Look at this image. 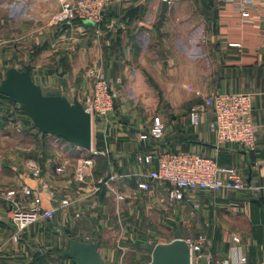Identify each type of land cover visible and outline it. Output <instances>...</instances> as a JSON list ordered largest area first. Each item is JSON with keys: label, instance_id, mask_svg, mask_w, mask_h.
Returning a JSON list of instances; mask_svg holds the SVG:
<instances>
[{"label": "crops", "instance_id": "0c3cea01", "mask_svg": "<svg viewBox=\"0 0 264 264\" xmlns=\"http://www.w3.org/2000/svg\"><path fill=\"white\" fill-rule=\"evenodd\" d=\"M163 1L116 0L106 8L103 21L99 25L74 21L69 23V29H63V25L59 27L54 24L56 31L52 28L47 32L48 38H51L48 43L53 49L51 53L57 54L54 59L57 68H62V71L45 74L39 79L41 83H35L52 88L60 84L63 95L68 100L70 99L66 95V91H69L67 88H72L69 84L75 83V89L70 90L71 100L77 98L81 102L91 89L86 72L90 68H96L114 85L119 80L121 83L117 84V87L122 91L127 87L134 92L142 88V91L136 92L138 96L134 97L146 102L153 110L147 108L145 112L136 111L137 114H127L125 117L122 114L126 112L120 105L117 108L116 103L112 116L120 118L121 124L117 123L118 127L114 129L120 131L116 133V140L101 142L103 151H97L94 139L91 150L81 151V154L76 148L66 145L64 148L82 158H91V175L99 166L101 156L109 160L108 172L101 176H97L95 172L99 182L110 173L131 175L126 183L132 190L125 191L126 197L123 201L130 205V213L138 212V206L143 203L150 207L148 202L159 199L161 203L178 207L177 220L186 228L192 217L191 215L188 219L190 212L187 210V204H193L194 221L191 227L205 233L203 236L208 242L203 248V254L208 255L209 264H219L224 259H231L235 264H264V4L257 0L258 9L251 18L245 20L231 5L214 0H167L166 17L160 30H157L156 24ZM59 8L60 0H0V14L4 15L1 25L6 28L12 21L38 18L40 21H50ZM22 38L20 36L16 41L19 40L17 42L21 44ZM33 38L37 45L42 42L40 37ZM8 46L4 51L12 50L11 44ZM64 52L68 54L65 64L62 61L65 60ZM54 80H58L57 83H54ZM215 93H247L251 96L252 119L259 136L255 151L247 150L238 144L219 145L216 136L208 127L213 119L209 110L201 114L197 126L191 124L188 116L191 107L199 104L202 96ZM8 111L9 115L18 116L17 113ZM129 116L130 122H127L125 118L128 119ZM155 117L161 118L164 123V137L159 141L139 143L137 132L149 130ZM21 119L18 117L17 121L21 122ZM20 129L19 132H22V128ZM92 129L93 132L96 129L99 136L103 134L100 123L92 124ZM30 130L41 148L49 147L47 138H41L39 135L42 134L34 126ZM25 132L28 133L27 129ZM163 148H168L171 152H197L214 158L222 167L235 168L247 185L257 188V191L186 192L185 200L175 203L168 200L166 188L157 182L152 184V191L149 193L139 192L136 190L138 178L134 174L138 171L148 172L152 167L138 165L135 155ZM52 149H55L54 146ZM93 152L101 154L93 155ZM10 161L7 162L10 167L19 166L24 158H12ZM36 161L27 163L28 170L32 164H41L43 168L49 165L47 160ZM79 161L77 159V163ZM58 166H63V171L66 170L65 162H52L50 176H46L44 172L41 179L34 178L30 170L27 172L26 169L11 168L20 173L15 174V186L8 184V188H0V264H74L72 260H61L55 254L65 249L70 237L94 243L104 261L110 264L117 261L110 243L100 238L101 234L95 235V239L84 238L85 229L82 227L86 226L87 222L90 224L89 219L96 215L88 213V206H97L89 200L92 195L98 193L91 195L93 188L97 186L88 183L84 188L88 189V192L82 194L84 197L71 200L72 198L63 192L64 189L61 190L63 184H59L62 177L56 170ZM76 166L77 164L75 167L73 165L74 175ZM91 177H88V180ZM41 182L46 185L42 186ZM24 185L32 190L44 189L40 194L42 209L55 208L65 197L71 200L69 207L59 209L54 214L52 220L57 218L60 221L58 226L50 228V233H45L39 227V231L50 238L46 251L39 249L38 236H35L37 224L27 227L18 234V240H14L16 232L10 220L11 205L5 199V194L18 188L14 190L16 205L28 211L35 198L23 193L21 188ZM47 186L53 197L50 202L46 196ZM74 192L77 191L72 188V193ZM100 192L103 193V188ZM108 196L117 203L114 196ZM99 197L104 198L101 193ZM139 198L142 201H137ZM79 201L82 206L86 205L88 210L87 214L85 212L82 218L75 221L71 219V213L73 216L74 211L69 208ZM132 204L135 205L132 207ZM104 212L101 208V214ZM98 222L101 226L102 221L98 219ZM77 226L81 228L79 232L84 234L83 237L73 232ZM87 229L90 230L89 226ZM234 238L239 241L235 242ZM62 245L64 246L61 247ZM146 252L145 250L144 253L147 254ZM124 254L125 250L121 248L120 255ZM240 257L246 259L245 263H240Z\"/></svg>", "mask_w": 264, "mask_h": 264}, {"label": "rangeland", "instance_id": "374dc122", "mask_svg": "<svg viewBox=\"0 0 264 264\" xmlns=\"http://www.w3.org/2000/svg\"><path fill=\"white\" fill-rule=\"evenodd\" d=\"M3 17L4 15L0 14V84L5 76L6 70H8L11 67H18L19 69H23L24 66L29 63L31 65L33 80L40 83L41 80L39 79H41L43 75L45 74L50 75L51 72L62 71V68L60 67L57 68V63L54 60L57 54L55 52L51 53L53 49L52 47H50L51 45L48 43L49 40H51V38H48L47 32L51 31L52 28H54L56 31V28L54 27L52 20L40 21L38 18L37 20L32 19V20L20 21V22L12 21L11 23H8L6 25V28H3L1 25L3 23L2 22ZM20 36L23 37L21 39V44L17 42L19 40L16 41V38ZM33 37L42 38V42H40L38 45L35 44ZM10 44L12 46L11 47L12 50L10 52L4 51V49L9 48L8 45ZM59 55L61 57L62 53H60ZM64 58L65 60L62 61L65 64L66 59L68 60L67 53H65ZM57 81L58 80H54V83L55 82L57 83ZM74 84L75 83L69 84L72 88H69L68 86L67 90L69 91L68 92L66 91V95L69 97L70 101H73L71 100L72 94L70 90L75 89ZM142 87L145 89L144 86ZM119 90L120 87L118 88V99H117L118 102H116L118 104L117 108L119 107V105L122 106L121 109L126 112L122 115H124L125 117H127V114H137L136 111L145 112L148 109L153 110L152 108L149 107L148 104H146V102L139 101L137 97L135 99L134 96H138L136 95V92L142 91V88H138L137 90L135 89L136 90L135 92L132 89H130V87H127V89H124L123 91L122 90L119 91ZM217 94H223V93H217ZM229 94H238V93H229ZM205 96H210V95L202 96L201 101ZM193 106L191 108H193ZM0 110H7V112H2V113L0 112V188L3 189L8 188L7 187L8 184L10 186L16 185L14 181V177L15 174L20 173V171H15L14 169L12 170L11 168H16L17 170L19 168L26 169L27 172H29V170L32 171L33 165L37 166L40 169V179H41L42 176L44 175V172L46 176L48 175L50 176L51 173L50 169L52 162L56 164H62V162H65L66 170L64 169L65 171L59 172L60 176L62 177L59 181V184H63L61 190L64 189L63 192L65 193V195H69L70 198H72L71 200H75L77 198L81 199L82 197H84V195L82 194L88 192V189L84 190V188L88 183H90L91 186H99L102 183V181L99 182L96 177L101 176L104 173L108 172V167L110 165L109 160L105 159V161L100 163V166L96 167V170L94 169L92 171L93 174L91 175L92 177L90 178V180H88V178L87 179L85 178L86 179L85 180L82 175L76 176L73 174V170L75 164H77V166L79 164V162L77 163V159H81L82 156H78L68 152L69 149L64 148V145L62 147L61 142H57L59 144L56 145V139H55L56 137H52L50 135H46V136L39 135L41 138L44 139L47 138L49 145V147L46 146L47 148L46 147L41 148L38 145V143L35 142L36 138H34V135L32 134V130H30L33 129L32 126L33 124L31 120L20 112L19 105L0 98ZM8 110L13 111V113L15 114L17 113L18 116L16 117L9 115ZM18 117L22 118L21 122L17 121ZM129 118L130 116L128 117V119L125 118L127 122H130ZM119 120L120 118H117L114 115L113 116L110 115L108 118V124L103 129L102 131L103 134L101 133L102 138L101 136H99L97 130L94 129L93 132L94 141L97 142L98 139L100 138L106 142H109L111 140H116L118 131L120 130L119 129L114 130V129L116 128V126L118 127L117 123L121 124ZM20 128H22V132H19ZM26 129L28 133L25 132ZM137 141L139 143L140 142L144 143L140 140ZM53 146L55 148L54 150L52 149ZM18 157L24 158L22 164H19V166L15 165L10 167L7 162H11L10 160L12 158H18ZM31 158L34 159L36 158V159L34 160ZM36 160H43L44 162L45 160H47V163H49V165L43 168L41 164L40 165L32 164L29 165L30 169L28 170V168L26 167L27 163ZM68 167H69V172L67 170ZM95 172L96 173L98 172L97 176H95ZM110 174L107 177H109ZM43 183L45 182H41V184ZM44 185L46 184H43L42 186ZM26 188L31 191V194L28 196H33L35 198L34 202H32L31 204V207L39 206L43 208L42 207L43 203L41 206L40 194H42L44 189H41L39 191L35 189L32 190L28 186L24 185L22 186L21 190H24ZM72 188L76 189L77 192L72 193ZM16 189H12V190H16ZM46 189H47L46 196L48 201L49 202L53 201L51 190H49L48 186L46 187ZM104 191L105 190L103 189V192ZM35 193H37L36 197L34 196ZM100 193L102 194V192ZM100 193L98 192L97 194L92 195L91 197L89 196L90 203L95 202L94 204L95 205L97 204V206L95 207L93 205H89V206L87 205L90 208L89 209L90 212L88 213L96 214V215H94V218L92 216L93 219H89V222H91L90 224L87 222V225L82 227L85 229L83 231L85 232L86 236L82 232H79V229H81L79 228V226H77V228L73 232L79 235L81 234L82 237L84 235V238L87 237L88 239L91 238L95 239L97 235L101 234L100 238L110 243L111 249L114 251V253L117 256V261H115L114 264H148L151 260V255L147 252H146L147 254L144 253L145 251L144 247L147 244H163L166 242L169 243V241L173 239L174 237L173 235L176 230L183 231L182 234L183 239L191 240V241H196L199 236H203V234H205V233H200V230L191 227V225L193 226V221H194V216L192 214L194 212L193 204L190 205L191 207L187 204V210L188 212H190V214L188 215V219L190 218L191 215L192 217L191 219H189L190 222L186 224L187 227L185 226L186 228H184L183 223L179 224L177 220L178 207L177 206L174 207L173 204L161 203L159 199H156L154 201H151L150 203L148 202V204H151L150 207L147 205V203H143L142 206H138L137 208L138 212L130 213L129 212L130 205H128L126 201L121 203H116L111 197L106 196L107 194L102 195L104 198L99 197ZM63 200L64 201L68 200L69 205L67 207L71 205V200L68 199L67 197H65ZM63 200H61V202ZM139 200H141V198L137 199V201ZM81 202L83 203V200ZM81 202L79 201V203H75V205L73 203L72 207L69 208L74 211L73 216L71 213V219L73 218L75 219V221L77 219L82 218L85 212L87 214L88 209L86 208V205L82 206ZM134 205L135 204H132V207ZM98 206L100 209L98 208ZM101 208H103V211H105L103 214H101ZM52 218L44 219V220L41 219L38 222L34 223L37 224L38 226L35 229V236H38L37 239L39 240L40 245L39 243H37V245H39L40 247L39 249H42L43 251L48 250L46 248H48L49 245L48 240H50V238L46 234L40 232L39 227L40 230L43 229L45 233L47 234L50 233V228H52L53 226L56 227V225L58 226L57 223L60 221L57 218L52 220ZM98 219L99 221H102L101 226H99ZM88 226L90 230L87 229ZM98 226L100 227V229H98ZM51 240H53V237H51ZM63 246L64 245H62L61 247ZM121 248L125 250V254L122 256L120 255Z\"/></svg>", "mask_w": 264, "mask_h": 264}, {"label": "built area", "instance_id": "2783aa9c", "mask_svg": "<svg viewBox=\"0 0 264 264\" xmlns=\"http://www.w3.org/2000/svg\"><path fill=\"white\" fill-rule=\"evenodd\" d=\"M116 0H60V8L51 18L52 23L62 26L74 21L91 22L99 25L104 18V12L112 2ZM222 4L231 5L242 19L248 20L252 13L258 9L257 0H214ZM264 4V0H260ZM86 77L90 82V92L81 101L85 111L91 115L92 124L100 123L102 129L108 124V118L115 110L118 99L117 80L116 84L107 80L100 69L90 68L86 72ZM205 110L212 114V121L209 123V130L216 136L217 143L238 144L247 150L255 151L258 145L259 136L257 128L252 119L251 96L246 93L238 94H214L205 96L201 103L196 104L188 112L190 122L197 126L200 116ZM99 121V122H98ZM165 126L161 118L155 117L151 128L147 131L137 132V137L142 142L150 140L159 141L164 137ZM56 143L61 142V146L69 144L62 139L55 138ZM58 144V143H57ZM79 154L84 149L77 148ZM101 152H93L99 155ZM75 175H82L85 178L91 176L89 165L91 158L79 159ZM157 160V169L154 168ZM135 161L140 166L152 167L148 172L138 171L134 174L138 178L136 190L141 193L152 191L154 182L162 184L166 188L167 198L171 203L185 200L186 192L197 191H235L245 192L254 190L244 181L243 176L231 167H222L217 160L205 154L197 152H171L168 148L158 149L149 153H138ZM156 167V166H155ZM58 172L63 171V166H58ZM34 178H40V169L32 166ZM131 175L126 173H112L109 177L102 180L100 186L93 188L91 195L101 191L103 188L108 195L114 196L117 203L125 200L127 190L131 191L127 180ZM25 195H30L31 191L27 188L22 190ZM126 191V192H125ZM15 191L6 192L5 199L10 202V220L15 228L14 240H18V234L30 225L39 220L50 219L62 208L69 205L68 200L62 201L52 209H42L39 206H32L25 211L17 207L15 201ZM90 195V196H91ZM185 244L191 252V264H199L204 257L203 247L207 244L204 236H199L196 241L185 240ZM238 242V238H234ZM208 258V255H207ZM240 263H245L246 259L240 257ZM209 262V258H208ZM219 264H235L231 259H224Z\"/></svg>", "mask_w": 264, "mask_h": 264}, {"label": "water", "instance_id": "95a60500", "mask_svg": "<svg viewBox=\"0 0 264 264\" xmlns=\"http://www.w3.org/2000/svg\"><path fill=\"white\" fill-rule=\"evenodd\" d=\"M168 1L164 0L157 20V30L162 27ZM71 26L66 23L63 29ZM0 98L19 105L20 111L28 117L42 135H50L84 149L91 150L93 129L91 115L75 98L68 100L60 84L56 88L37 85L31 74L30 63L22 70L9 68L0 84ZM157 169V160H155ZM145 250L151 255L148 264H191V252L185 244L181 231L176 230L174 239L166 244H147ZM61 260H72L74 264H110L103 260L92 242L70 237L64 250L56 253ZM199 264H209L207 254Z\"/></svg>", "mask_w": 264, "mask_h": 264}, {"label": "trees", "instance_id": "16d2710c", "mask_svg": "<svg viewBox=\"0 0 264 264\" xmlns=\"http://www.w3.org/2000/svg\"><path fill=\"white\" fill-rule=\"evenodd\" d=\"M77 22H79V21H77ZM35 82V81H34ZM43 136H46V135H43ZM102 138V137H101ZM98 139V141L96 142V148H97V151H103V148H102V139ZM69 147H71V148H75L73 145H71V144H69ZM98 157H100V156H98ZM100 161H98V163H99V166H100V163H102L103 161H105V158H103V156H101L100 157V159H99ZM98 173V172H97ZM102 195H105V192H103L102 193ZM55 254H56V252H55Z\"/></svg>", "mask_w": 264, "mask_h": 264}]
</instances>
